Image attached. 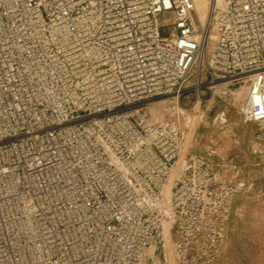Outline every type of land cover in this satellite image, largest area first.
Listing matches in <instances>:
<instances>
[{
    "label": "built area",
    "instance_id": "obj_1",
    "mask_svg": "<svg viewBox=\"0 0 264 264\" xmlns=\"http://www.w3.org/2000/svg\"><path fill=\"white\" fill-rule=\"evenodd\" d=\"M202 1L0 0V264H164L163 220L176 264H220L234 161L190 154L158 201L205 89L247 85L264 140V0Z\"/></svg>",
    "mask_w": 264,
    "mask_h": 264
},
{
    "label": "rangeland",
    "instance_id": "obj_2",
    "mask_svg": "<svg viewBox=\"0 0 264 264\" xmlns=\"http://www.w3.org/2000/svg\"><path fill=\"white\" fill-rule=\"evenodd\" d=\"M207 56L208 53H205L203 58L206 59ZM247 94L248 86L238 83L226 82L211 91L205 89L203 99L196 102H192L193 98L190 99V104L182 108L183 116L179 118V125L182 124V127H179L180 152L176 161H179L188 138L190 126L187 117L200 115L188 141L189 146L187 143L183 154L185 156L182 155L183 159H188L190 154L204 155L215 163L230 158L239 169L237 176L229 174L230 180L240 179L246 183L233 201L220 264H264V140L257 137L258 126L245 122L242 118V105ZM188 99L189 97L184 98L183 102L186 103ZM155 101L165 109L164 117L159 119L171 117L169 100L164 97ZM155 101L148 107L151 117ZM178 176L171 184L170 197ZM161 230L160 228L155 240L153 257L168 264L167 248ZM170 230L173 245V230ZM172 248L174 250V245Z\"/></svg>",
    "mask_w": 264,
    "mask_h": 264
},
{
    "label": "bare ground",
    "instance_id": "obj_3",
    "mask_svg": "<svg viewBox=\"0 0 264 264\" xmlns=\"http://www.w3.org/2000/svg\"><path fill=\"white\" fill-rule=\"evenodd\" d=\"M202 2L203 3L198 6L199 11H201L200 12L201 17L204 16L206 0H203ZM245 103H246V99H245L242 107L245 105ZM195 108H198V106L197 107L195 106ZM240 110H241V108H240ZM164 112H165V109L163 108V106L161 104H159V102L155 101L154 105H153V111H152V117L151 118L154 119V120L159 119L160 117L163 116ZM182 114H183V109H180V107H179V118L181 117ZM190 114H191V112H190ZM187 119H188L187 122L189 123L190 128H189V133L187 134L188 138L186 139V142L183 145L184 146L183 150L181 151L182 155L186 151L187 143H188V141H190L189 139H191L192 132H193L195 126L199 122L200 115H191V116L187 117ZM179 121H180V119H179ZM181 125H179V126H181ZM188 146H189V143H188ZM182 155L180 156L179 161H176L177 163H175V165L173 166V169H172V172H171V174L169 176L168 182L165 185L163 193H162V196L160 197V199L158 201L160 203V205L165 206L170 201V187H171V184L173 183L174 178L177 175H179L183 171V169L186 167V165H187V162L185 161L187 159L184 160L183 156H185V155H183V156ZM170 228H171L170 222H168L167 220H163V222L161 223V229H162L161 231H162L163 238L165 240V247L167 248L168 264H176L175 251L172 248L173 245H172V235H171ZM151 253H152V250H151Z\"/></svg>",
    "mask_w": 264,
    "mask_h": 264
}]
</instances>
